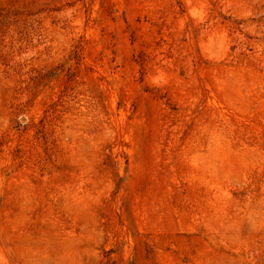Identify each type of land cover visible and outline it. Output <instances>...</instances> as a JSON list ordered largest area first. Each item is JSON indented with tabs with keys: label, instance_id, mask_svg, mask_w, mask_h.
<instances>
[{
	"label": "rangeland",
	"instance_id": "obj_1",
	"mask_svg": "<svg viewBox=\"0 0 264 264\" xmlns=\"http://www.w3.org/2000/svg\"><path fill=\"white\" fill-rule=\"evenodd\" d=\"M0 264H264V0H0Z\"/></svg>",
	"mask_w": 264,
	"mask_h": 264
}]
</instances>
